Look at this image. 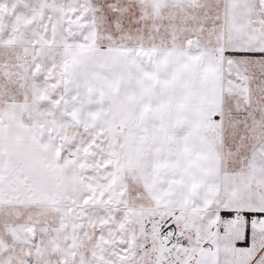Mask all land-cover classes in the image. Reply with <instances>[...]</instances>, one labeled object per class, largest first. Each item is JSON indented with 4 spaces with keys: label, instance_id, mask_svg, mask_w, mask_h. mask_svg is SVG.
<instances>
[{
    "label": "snow or ice",
    "instance_id": "obj_1",
    "mask_svg": "<svg viewBox=\"0 0 264 264\" xmlns=\"http://www.w3.org/2000/svg\"><path fill=\"white\" fill-rule=\"evenodd\" d=\"M0 264H264V0H0Z\"/></svg>",
    "mask_w": 264,
    "mask_h": 264
}]
</instances>
